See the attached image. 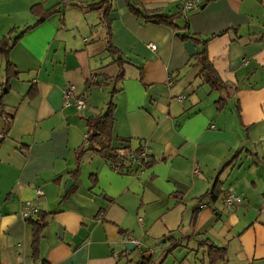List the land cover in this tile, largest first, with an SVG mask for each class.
Masks as SVG:
<instances>
[{"label": "crops", "instance_id": "1", "mask_svg": "<svg viewBox=\"0 0 264 264\" xmlns=\"http://www.w3.org/2000/svg\"><path fill=\"white\" fill-rule=\"evenodd\" d=\"M98 1L72 0L77 5L24 33L9 52L18 76L2 98L12 117L0 112V264H137L150 255L142 241L173 252L180 244L168 240L180 229L189 240L225 247L226 259L215 264H264V0H198L181 11L188 0H138L147 10L180 13L176 24L188 23L186 30L145 22L129 0H111L100 26L90 11ZM60 2L0 0V39L36 21L32 4ZM107 26L123 61L106 49ZM204 39L226 90L203 83L201 64H191ZM4 65L0 54V92ZM121 69V79L105 84ZM71 84L86 93L81 109L63 103ZM112 89V147L123 156L145 148L154 162L127 163L131 173L95 151L78 156L87 119L105 111ZM69 179L73 189L62 199ZM215 182L216 200L199 203ZM227 194L243 202L227 205ZM26 201L46 213L37 255L34 228L20 213ZM126 232L148 236L136 259Z\"/></svg>", "mask_w": 264, "mask_h": 264}, {"label": "trees", "instance_id": "2", "mask_svg": "<svg viewBox=\"0 0 264 264\" xmlns=\"http://www.w3.org/2000/svg\"><path fill=\"white\" fill-rule=\"evenodd\" d=\"M63 1V0H61ZM61 4H56L51 7H44L41 3H35L32 4L29 8V12L36 16L37 19L36 21L27 27H25L23 30H21L18 34L15 36L11 37L10 34L7 36H4L3 38L0 39V54L5 59V65H4V71L6 73V84L5 88L2 89L0 92V112L1 113H7L10 118L12 117V113H9V111H6V108L2 102L3 96L6 94L7 89H8V84L7 81L11 79L12 77H17L18 76V71L15 69V67L11 64L9 60V52L11 48L14 46V44L22 37L24 33L38 25L39 23L45 21L52 15L58 12H62V8L65 7V5H77L76 3L72 2V0H64V4L60 2ZM94 6H98L99 9H101L100 13V20L102 22L105 21V17L107 14V11L111 7V0H100L97 3L93 4ZM128 9L134 13L137 17L141 18L145 22H152V23H157V24H164L167 27H169L172 30H177V29H182L186 30L188 23L183 28L178 27L176 24V20L180 17V13H165V12H160L157 10H147L144 6H142L138 0H129L128 1ZM180 9V10H179ZM178 10L181 11L183 8L180 6ZM104 20V21H103ZM108 28V26H107ZM176 33V32H175ZM180 38L185 39L189 37L186 33H176ZM107 36H108V43L106 45L107 51L110 53L112 56H116V60H122L120 52L110 43L109 37H110V31L109 28L107 30ZM192 37V36H191ZM206 39L201 41L202 48L201 50L193 56L194 62L191 64H201L202 69L200 73L198 74L199 77L202 79L203 83L208 84L212 88H217V89H227V85L224 84L219 77L216 74L215 69L212 67V65L209 63L207 59V54H206ZM123 77V70L121 69L120 72L116 76H112L107 78L105 84H114L116 83L119 79ZM87 86L89 85V80L86 82ZM102 82L96 81L93 82V85H101ZM236 90V88H233ZM113 90L111 92V98L107 104V107L105 111L102 114L96 115L89 117L86 121V137H85V144L83 147H81L78 151V156H81L83 153L88 152V151H95V153H98L101 155L103 158H105L111 165L118 166L120 170L118 172L120 173H131L133 170L131 169L128 164L134 162L135 160L138 161L139 167H148L152 165L154 162L153 161H146V158L148 157V154L146 153L143 156V153L140 148L135 150L133 153H131L130 156H123L118 153L116 147H112V135H111V126L113 122V110H114V103L112 100L113 97ZM36 95V90L31 89L27 96L29 98H32ZM224 101V100H223ZM14 111V110H13ZM240 154V151L238 150L236 152V155L233 157L231 162H233ZM128 163V164H127ZM137 167V168H139ZM137 168L135 169L137 171ZM72 173L73 178H77L78 176V169L74 170ZM217 182L214 183L212 188L202 195L201 197L198 198L199 203H202L204 199H208L210 201H215L216 198L218 197L219 190L216 187ZM73 189V186L63 195L62 199L66 198L69 194L70 191ZM200 208V207H199ZM197 212V209L194 211L192 215V221L195 219V213ZM46 213L39 211L34 217L29 218L27 221L32 224L34 228V254L37 255V244L39 241L40 237V230L41 228L46 224L45 221ZM201 246L206 247V253H204V258L207 259L208 264H215L218 261H223L226 259L225 256V247H219L214 245L211 242L203 241L200 242ZM150 263V255L148 257H142L140 261L137 264H149Z\"/></svg>", "mask_w": 264, "mask_h": 264}, {"label": "rangeland", "instance_id": "3", "mask_svg": "<svg viewBox=\"0 0 264 264\" xmlns=\"http://www.w3.org/2000/svg\"><path fill=\"white\" fill-rule=\"evenodd\" d=\"M94 7L95 8L91 7L90 11H92V15L95 16L97 20L100 22L101 16H98V11L101 12V9L97 8L96 6ZM101 25L102 23L100 22V26ZM97 32H98L97 33L98 37H100L102 32L100 33V30ZM87 33L88 35L86 38L91 41L95 37V35L94 33H89V32ZM187 230H190V228L187 227ZM185 231L186 229L183 231L182 229L176 231L174 233V237L177 239L175 241L171 239L168 240V242L173 246L177 243L180 244L178 249L176 248L172 250L173 252H169L168 249H166V251L161 250L160 249L161 247H159L158 244L154 245L153 242L151 244L149 243L150 245H148V243L145 244L144 241L142 240L146 239V237L148 236L142 237L141 241L143 245H147V247L143 248V250H148L151 255L150 257L151 261L149 264H174V262L175 264H204L202 263L201 258H202V254L206 253L205 251L207 248L198 245L199 254L196 255L198 242L194 240H189L190 236H188V234H185ZM198 244H200V242ZM150 249H152L154 252H151ZM142 251H140V249L138 248L135 249L133 252H131L130 258L136 259L141 254ZM189 251L191 252V255L186 256V253Z\"/></svg>", "mask_w": 264, "mask_h": 264}, {"label": "built area", "instance_id": "4", "mask_svg": "<svg viewBox=\"0 0 264 264\" xmlns=\"http://www.w3.org/2000/svg\"><path fill=\"white\" fill-rule=\"evenodd\" d=\"M196 1H198V0L185 1L184 3H182V8L183 9L191 8V7H193V5L195 4ZM148 46L151 49L156 48L155 44H153V43L148 44ZM243 61L245 62V60H243ZM169 84H170V82H169ZM75 92H76V86L71 84V85L65 87L63 90V103L65 105L74 104V106L77 109H81L86 104V98H85L86 93H85V91H82L80 94H75ZM181 98L182 97H180V99ZM85 137H86V135H85ZM141 151L143 153V156L147 153L145 148L141 149ZM113 168L117 171L120 170V168L118 166H115V165L113 166ZM36 194L41 195L42 191L40 189H38V190H36ZM224 202L227 205L241 204L243 202V198L239 195L227 194L224 197ZM39 211H40V209H39L38 205H36L32 201H26L24 203V205L22 206L20 213L24 219L28 220L29 218L34 217ZM123 238L127 243L132 244L134 248H142L141 241L137 237H135L132 233L126 232L124 234Z\"/></svg>", "mask_w": 264, "mask_h": 264}, {"label": "water", "instance_id": "5", "mask_svg": "<svg viewBox=\"0 0 264 264\" xmlns=\"http://www.w3.org/2000/svg\"><path fill=\"white\" fill-rule=\"evenodd\" d=\"M71 183H72V179H69L68 182H67V184H66V186H65V188H64V193H66V191H67V189H68V187H69V185H70ZM125 246H126L128 249H130V250H132V249L134 248L133 245L130 244V243H126Z\"/></svg>", "mask_w": 264, "mask_h": 264}]
</instances>
